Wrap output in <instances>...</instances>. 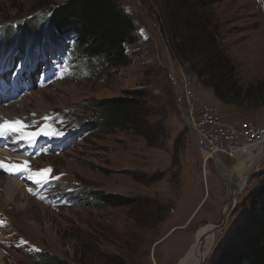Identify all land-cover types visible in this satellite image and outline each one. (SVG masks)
Returning <instances> with one entry per match:
<instances>
[{"label":"rangeland","instance_id":"374dc122","mask_svg":"<svg viewBox=\"0 0 264 264\" xmlns=\"http://www.w3.org/2000/svg\"><path fill=\"white\" fill-rule=\"evenodd\" d=\"M62 2L0 0V33L26 27V22L42 29V17L47 19ZM117 2L133 20L137 41L125 48L129 60L124 67L94 69L75 55L72 59L71 51L53 52L56 47L49 40L20 43L14 37L0 42V65L5 62L11 68L3 75H20L25 65L35 72V83L40 77L43 82L11 104L13 110L0 106L26 116L19 121L23 129L13 132V147L0 150L4 152L0 162L28 166L20 177L0 171V183L13 179L18 184L13 185L11 201L0 199V264H42L41 255L68 264H177L196 232L209 225L203 224L217 225L223 218L228 203L223 170L232 176L237 160L221 156L222 168L214 159L204 161L202 147L179 115L183 101L181 95L177 99L169 78L167 53L176 84L183 74L193 76L197 92L219 107L226 124L253 121L264 126V0ZM195 4L205 6L206 15L220 24L234 89L239 91L224 102L210 87L211 80L191 72L194 56L191 61L175 59L169 51V40L182 43L186 37L182 22ZM14 46L18 48L12 52ZM223 85L227 89V82ZM126 91L144 96L149 114L143 134L138 122L135 131L127 125L108 134L97 131L69 138L75 126L65 121L63 113L71 114L73 123L99 121V113L89 110L86 102L120 97ZM27 133L39 135L32 140ZM35 144L37 148L31 149ZM253 154L262 158L264 149ZM253 172L244 180V191L203 264H213L249 192L264 181V158ZM20 188L28 198L20 195ZM84 191L115 194L131 204L78 199L75 193ZM189 214L196 217L189 226L179 227Z\"/></svg>","mask_w":264,"mask_h":264},{"label":"trees","instance_id":"16d2710c","mask_svg":"<svg viewBox=\"0 0 264 264\" xmlns=\"http://www.w3.org/2000/svg\"><path fill=\"white\" fill-rule=\"evenodd\" d=\"M206 11L205 6L200 7L198 4L190 7V17L184 18L182 22L188 33L182 43L176 38L169 40V51L175 59L191 61L194 56L197 61L195 67H190L191 72L200 78L205 76L211 80L210 87L216 97L224 102L226 96L238 95L239 91L234 89L236 84L233 69L224 53L220 24L209 14L206 15ZM41 21L42 29L40 25H28L26 22V27L3 30L0 35H5V40L0 42L14 37L20 43H43L49 40L56 47L53 52L71 51L72 59L75 55L78 61L91 64L94 69L126 66L129 59L125 48L134 46L137 42L134 22L117 0H63L49 11L47 19L42 17ZM181 46L183 50L180 49ZM17 48L18 46H14L12 51L15 52ZM224 81L227 82V89L222 88ZM205 83L203 82L207 86ZM143 98L137 91H126L120 97L87 101L90 104L87 108L99 113L100 120L90 124L76 120L75 132L80 137L97 131L108 134L122 130L127 125L135 131L139 126L136 124L141 122L143 134L146 128L144 119L149 114ZM75 194L80 200L89 198L100 204H131V201L122 196L102 191H84L79 196L78 193ZM217 249L219 255L213 264H264V181L249 192L226 240ZM40 259L42 264H68L50 255H41Z\"/></svg>","mask_w":264,"mask_h":264},{"label":"built area","instance_id":"2783aa9c","mask_svg":"<svg viewBox=\"0 0 264 264\" xmlns=\"http://www.w3.org/2000/svg\"><path fill=\"white\" fill-rule=\"evenodd\" d=\"M176 85L183 101L180 117L207 150L204 161L214 157L221 160V156L236 159L242 151L264 142L263 125L253 121L226 124L219 107L197 92L196 80L190 74H183L180 84Z\"/></svg>","mask_w":264,"mask_h":264},{"label":"bare ground","instance_id":"6f19581e","mask_svg":"<svg viewBox=\"0 0 264 264\" xmlns=\"http://www.w3.org/2000/svg\"><path fill=\"white\" fill-rule=\"evenodd\" d=\"M82 64H85V63L82 62ZM9 107L11 110H13V108H15V105L13 106L9 105ZM23 117H26V116H22L17 113L13 114V112L8 111L6 108L0 107V125H3L5 121H8V122L20 121ZM198 144L200 145V143ZM263 149H264V142L254 145L251 149L242 151V152H246V156H245L246 162H244L245 160H243L235 167L234 175L232 174L231 176L230 173H228L226 170H223L224 171L223 178L225 179L227 183L226 184L227 185V199H228L227 204H230V206L234 207L237 196L240 195L244 191L243 183H244V180H246L247 175L251 174L250 172L257 171L262 159L264 158L263 156L262 158L255 159L257 155H254L253 152H257V151L262 152ZM202 152L204 153V155H206L204 159L208 157L207 150L204 149L203 147H202ZM3 153L0 152V160H2ZM239 156L236 158V160L239 158ZM213 159L216 161L218 167L222 168V165H220L221 161L215 159V157ZM1 162L4 163V161H1ZM2 183H0L1 184L0 188H2V195H0V199L2 198L3 201H6V202L11 201L10 195L15 190L14 189L15 186L13 187V185L16 184L18 186L17 182L11 179V180H7L6 182H2ZM19 192H20V195H23L25 196V198H28L26 196L25 191L22 188L19 189ZM17 205L18 207L23 206L22 204H19V203ZM212 227L213 225H210V226L208 225L206 227L199 229L196 232L194 242L191 244L187 252L184 254L182 259H180V261L177 264H203L205 262L207 255L209 254L210 250L212 249L214 245L217 233L221 230L220 229L219 231H216L214 233H209V230L212 229ZM206 232L209 235L205 234ZM0 263H1V254H0Z\"/></svg>","mask_w":264,"mask_h":264},{"label":"snow or ice","instance_id":"6c2138e0","mask_svg":"<svg viewBox=\"0 0 264 264\" xmlns=\"http://www.w3.org/2000/svg\"><path fill=\"white\" fill-rule=\"evenodd\" d=\"M45 119H47V117ZM23 127H24V125H22L19 121H15V122L5 121L3 125H0V135H3L5 131H12V132L21 131L23 129ZM45 134H48V133H45ZM37 135H39V133H27V134H25L26 138H29L32 140H34ZM57 135H59V134H57ZM0 168H4L5 170H7L9 172H23V171L28 170V166H27L26 162L23 166H21V165H7V164H3L2 162H0Z\"/></svg>","mask_w":264,"mask_h":264},{"label":"water","instance_id":"95a60500","mask_svg":"<svg viewBox=\"0 0 264 264\" xmlns=\"http://www.w3.org/2000/svg\"><path fill=\"white\" fill-rule=\"evenodd\" d=\"M167 60H168V67H169V78H170V80L172 81V83L175 86L176 97L178 99L179 98V88L177 87L176 82L173 79L172 67H171V61H170L169 53H167ZM179 115H180V113H179ZM181 119H182V121H184L183 118H181ZM190 133H191L192 137L195 139V141L197 143H199L198 138L195 136V133L191 129H190ZM215 159L219 160L218 157H215ZM234 207L230 206V204H227L225 210L223 211V218H222L221 222L219 224H217V225H213L212 229L209 230V233H214V232L219 231L220 229L224 228V226L226 224V220L228 218V215L231 214V212L233 211ZM193 214H195V213H193Z\"/></svg>","mask_w":264,"mask_h":264},{"label":"crops","instance_id":"0c3cea01","mask_svg":"<svg viewBox=\"0 0 264 264\" xmlns=\"http://www.w3.org/2000/svg\"><path fill=\"white\" fill-rule=\"evenodd\" d=\"M245 156H246V152H242L241 154H240V156H239V158L237 159V165L240 163V162H242L243 160H245L244 162H246V159H245ZM236 165V166H237ZM232 173H233V175L235 174V167L233 168V170H232ZM199 206V205H198ZM193 214H189L187 217H186V219L180 224V226L179 227H184L185 228V226H189L190 225V223H191V221H190V219L192 218V219H194L195 217H196V215H194L193 217ZM191 219V220H192ZM206 224H209V226L210 225H213L212 223H206L205 222V224H203V225H206Z\"/></svg>","mask_w":264,"mask_h":264}]
</instances>
